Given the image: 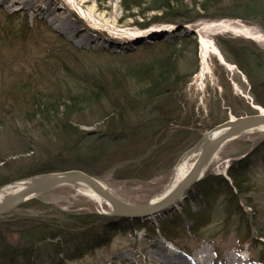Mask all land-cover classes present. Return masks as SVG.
<instances>
[{
    "label": "rangeland",
    "instance_id": "1",
    "mask_svg": "<svg viewBox=\"0 0 264 264\" xmlns=\"http://www.w3.org/2000/svg\"><path fill=\"white\" fill-rule=\"evenodd\" d=\"M76 1L83 11L90 13L94 23L107 25L113 29V32L110 33L97 26L95 29L90 28L87 22L79 18L68 0H43L42 3L44 7L47 3L54 4L56 14H60V17L64 19L62 24L66 23L67 28L69 25L77 28L76 32L68 37L50 24L49 20L52 18L50 10V15L43 13L36 17L31 13L22 15L16 7L8 6L0 10V105H6L7 111L10 110V105H28L26 101L31 94L36 97H60L59 103H63L65 101L62 99V94L64 95L65 91L78 93L77 89L80 86L78 82L91 77V79L96 78L92 83L99 84L96 87L90 84L89 92L92 91L91 89L96 91L105 89L106 95L102 98V102H98L99 105H85L79 116L70 117L68 122L71 126L86 133L99 130L102 134H106L108 128H102L108 119L106 116L113 117V123H116L120 115L124 113L128 119V121L125 119V122L135 127L141 123L143 116L142 107H139L136 99L139 88L129 81L130 74L124 75L121 71L131 67L134 69L132 73L140 72L147 64L167 58H170L169 65L172 64L176 73L186 77L185 85L179 82L174 89V94L178 98L174 105H183L184 109L185 105L194 108L198 114V126H203L205 115L210 114L211 111L214 115L217 113L223 115L226 87L223 89L221 83L224 84V75L227 76L226 82L232 87L234 93L249 101L247 94L249 87L243 77L239 76L236 68L225 63L222 49L216 45L215 39L224 40V37L240 39L244 40L248 47L252 45L264 51V31L255 24L235 18H211L210 12L201 11L202 0H185L188 8L194 9L195 16H199L195 23L153 25L141 30L136 23H147L153 14L143 19L136 16V11L125 13L121 0ZM213 1L214 3L209 5L224 6V0ZM209 5L206 4L207 7ZM221 11L224 13V8ZM68 16L73 19L68 20ZM130 33H134L136 38H126ZM200 36L212 44L222 60L215 50L210 48L206 56L207 75L201 84H197L194 78L199 71L198 38ZM62 51L65 52L64 55ZM59 52H61L60 55ZM161 62L163 61L156 63ZM107 68H112L114 74L108 73ZM91 79L88 82L92 81ZM119 79L123 81L119 84L120 86H117L115 84ZM181 85L184 86L180 89ZM172 87L174 86H170L168 91ZM26 90L27 98L24 96ZM117 92H122L121 94L126 95V98L123 99L125 96L120 97L116 94ZM111 102L118 104L111 105ZM129 107L134 109L130 112ZM254 107L251 105L253 110ZM259 110L264 111L260 107ZM1 113L2 111H0V182H11L0 185V189L13 183H25L29 180L12 179L30 165L29 160L25 159H34V155H38L37 152L46 147L47 141L41 130L38 133L27 123L4 119ZM235 118L238 117L228 115V119ZM220 122L215 127L224 124V120ZM210 130L200 131L198 141L179 156L170 170L168 169L170 157L166 164L163 158L165 152L163 143L157 148L158 163L151 165L149 140L135 139L124 149H128V156L138 151L130 162L146 155L144 160L148 163L144 166L143 163L132 164L133 167L143 168L141 172H132L131 169L125 168L124 165L128 163L116 164V156L113 154L118 150L110 147L109 152L106 151V157L99 159L100 163L96 164L97 179L92 178L99 181L115 199L130 206H141L152 203L153 200H161L176 165L193 147L198 145L205 132ZM261 140L263 139H260L258 133H252L223 145L210 160L203 177L211 174L224 178L225 171L231 162L242 158L245 153L253 152L254 147ZM18 143L20 146L17 145ZM16 146L22 147V150L17 149ZM168 153L169 151L166 152ZM195 159L189 163L192 165ZM250 161V173L256 184L252 195L254 209L245 211L249 213L247 228L255 233L257 227H259L258 230L264 231V185L261 184L264 174L261 168L262 162L258 156L251 157ZM119 167H124L125 173L119 171ZM133 170L138 169L133 168ZM9 190L5 189L2 192L6 193ZM3 193L0 191V194ZM31 200L34 201L32 205L34 204L36 208L22 211L20 215L39 216L38 220L41 222L44 221V216L53 219L55 216L61 217L62 214V219H66L67 217L63 215H68L69 218L64 221L58 218L57 220H60L58 224L71 221L70 226L75 227V224L79 225L78 221L82 217L93 214L96 217V224L70 235L75 237L73 243L64 244V240L62 242L59 240L57 243L54 241L53 247H49L47 251L45 250L48 245L37 246L34 251L35 256L32 254L28 261L21 259L19 264H158L150 257L152 252L162 244L161 241L176 248L186 264L196 262L198 264H264L262 259L264 240L256 245L250 241L243 247L238 246L237 230L244 234L246 227L237 229L238 222L235 217H232L229 222L221 223L220 226L217 225L218 220H216L219 216H216L215 220L212 218L213 222L205 226L204 236H201L198 230H192L191 224L183 222L184 231L178 230L183 234V238L175 240L178 245L165 240L157 230H154L157 227L155 224L164 221L167 217L180 215L187 199H183L181 205L178 204V207L168 215L136 219L116 217L113 210L101 199L98 203L71 186L48 190L29 201ZM191 209L196 210L194 206ZM116 219L125 221L117 225L119 228L111 233H106L99 227L98 222L107 226L109 221ZM130 220L136 222L132 223ZM53 221L56 220L53 219ZM133 224L140 227L144 225V228L132 229L130 226L133 227ZM151 228L154 236L148 234ZM216 233L219 234L217 241L213 239ZM165 259L166 264H185L178 263L176 258V260L169 257ZM242 259L244 261L240 263ZM0 264H5L4 260L0 259Z\"/></svg>",
    "mask_w": 264,
    "mask_h": 264
},
{
    "label": "trees",
    "instance_id": "2",
    "mask_svg": "<svg viewBox=\"0 0 264 264\" xmlns=\"http://www.w3.org/2000/svg\"><path fill=\"white\" fill-rule=\"evenodd\" d=\"M207 3L209 5L214 1L202 0L201 11L210 12L211 18H235L253 23L264 31V0H224L222 7L218 5L207 7ZM121 5L125 13L136 11V16L143 19L153 14L147 23H136V26L141 30L153 25L192 24L199 18L198 15L195 16L194 9L188 8L185 0H121ZM222 8H224V13L221 11ZM215 43L219 49H222L225 63L235 66L239 76L245 80L249 87L247 93L249 101L234 93L232 87L226 82L227 76L224 75L225 85L221 83L223 89L226 87L224 113L223 115L220 113L214 115L213 111L210 114L207 113L203 119V126L197 125L199 119L194 108L185 105L184 109L183 105H174L178 99L174 94V89L179 82L185 85L186 77L176 73L172 64L169 65L170 58L153 61L147 64L142 71L136 73H132L134 69L131 67L125 68V71L119 68L124 75L130 74L129 81L139 88V92L135 93L139 107H142L143 116L141 123L135 127H131L129 122H125L127 118L124 113L120 115L116 123H113V117L106 116L109 120L107 119L102 126V128H108L106 134H102L99 130L86 133L71 126L68 122L70 117L79 116L85 105H99L98 102H102V98L106 95L105 89L98 91L91 89L92 91L89 92L90 84L94 87L99 84L92 83L96 78L91 79V77L78 82V86L80 85L77 89L78 93L65 91L64 95L62 94V99L65 101L63 103H59L60 97H36L34 94H31L28 99L26 90L24 96L27 98L28 105H10L9 111H7L6 105H0L1 117L19 120L22 124L27 123L32 126L34 131L39 133L41 130L47 139L46 147L39 150L38 155H34V159H25L29 160L30 165L26 169H22L19 175L12 180L31 179L43 174L67 170H79L96 178V164L100 163L99 159L106 157V151L109 152L110 147L118 150L113 154L117 158H115L116 164L128 163L126 166L124 165L125 168L131 169L132 172H141L143 168L133 167V165L143 163L144 166L147 164L148 161L144 160L146 155L130 162L134 154H137L135 152L138 151H134L128 156V149H124L135 139L149 140L151 153L149 156L151 162L149 163H152L151 165L158 163L159 150L157 148L163 143L162 147L165 151L163 158L166 164L170 157L168 166L170 170L179 156L198 141L200 131L210 130L220 124L222 120L227 121L229 114L234 117L254 114L255 111L251 105L264 109V51L258 50L252 45L248 47L244 40L231 37H224V40L217 38ZM64 53L62 51V55ZM157 61L163 62L156 63ZM107 72L112 74V68H107ZM90 79L92 81L88 82ZM122 81L123 79H119L115 85L120 86ZM170 86L174 87L168 91ZM183 86L181 85L180 89ZM121 93L117 92L116 94L120 97L125 96L123 98L125 99L126 95ZM112 103L111 105L118 104L117 102ZM129 108L130 112L134 109L133 107ZM17 145L20 146V143ZM19 146L16 148L22 150V147ZM168 151L169 153L166 154ZM254 156L260 158L264 174L263 139L254 147L253 152L247 155L243 154L242 158L231 162L226 170L227 179L206 174L188 192V199L180 215L167 217L164 221L158 222L155 224L157 227L154 230H157L165 240L178 245L175 240L183 238V234L178 231L179 229L184 231L183 222L191 224L192 230H198V233L204 236L205 226L213 222L212 218L215 220L216 216H219L216 220H218L217 225L220 226L221 223L229 222L232 217H235L238 222L237 229L246 227L244 234L239 229L237 230L238 246L243 247L250 241L254 245L260 244V241L264 240V231L258 230L259 227L255 233L248 230L249 213L245 211L254 209L252 195L256 184L250 173V159ZM124 167H119L118 170L125 173ZM133 168L138 170H133ZM263 181L262 185H264ZM10 182H0V185ZM33 202L31 200L24 203L16 211L0 217V259L4 260L5 264H19L21 259L28 261L30 257L35 256L34 251L37 246L48 245L45 250L47 251L53 247L52 242L54 241L57 243L59 240L61 242L64 240V244L73 243L75 237L70 235L96 224V217L93 214L82 217L78 221L79 225L75 224V227L70 226L71 221L58 224L60 220L64 221L69 218L68 215H63V217H67L66 219H62V214L61 217L55 216L53 219L56 221L43 215L44 221L42 222L38 220L39 216L20 215L22 211L34 210L36 207L34 204L32 205ZM193 206L196 209L195 212L194 208L191 209ZM58 218L60 220H57ZM123 221L125 220H112L107 226L100 222L98 224L104 232L111 233L119 228L117 225H121ZM130 222L132 221L130 220ZM130 227L137 230L144 228V225L143 227L138 225ZM148 234L154 236L152 228ZM218 236L219 234L216 233L213 239L217 241ZM262 259L264 260V254Z\"/></svg>",
    "mask_w": 264,
    "mask_h": 264
},
{
    "label": "water",
    "instance_id": "3",
    "mask_svg": "<svg viewBox=\"0 0 264 264\" xmlns=\"http://www.w3.org/2000/svg\"><path fill=\"white\" fill-rule=\"evenodd\" d=\"M192 34H194V32H192ZM261 128H264L263 110H259L253 115L229 119L224 122V124L205 132L200 138L198 145L189 151L192 152L200 146L198 155L187 175L170 194L156 202H150L141 206L124 204L107 192L103 185L96 179L80 171L70 170L47 173L29 179L26 183H23L21 187L16 188L13 194L8 195L0 201V216L11 213L36 195L63 186L76 188L80 186L87 187L94 195L105 202L113 210L115 216L119 218L136 219L139 217L146 218L157 216L173 206L174 203L180 202V200L183 201V199L186 198L191 187L202 179L205 170L208 168L206 163L208 164V162H210L223 145L225 146L227 143L244 135L256 133L258 129ZM206 135L212 136L211 139L204 140ZM261 137L264 138V135ZM17 184L18 183L10 184L5 188H1L0 191L14 188ZM165 215H167V213H163L162 216Z\"/></svg>",
    "mask_w": 264,
    "mask_h": 264
},
{
    "label": "bare ground",
    "instance_id": "4",
    "mask_svg": "<svg viewBox=\"0 0 264 264\" xmlns=\"http://www.w3.org/2000/svg\"><path fill=\"white\" fill-rule=\"evenodd\" d=\"M68 1L71 4L72 9H74V11H76V14L79 15V18H82L81 20H83L84 22H87V24L90 28L95 29L97 26L98 28H102V29H104L110 33L113 32V29L108 27L107 25H100V24L94 23L91 19L90 13H86L85 11H83L81 5L76 0H68ZM42 3H43V0H0V10L2 8H7L8 6L10 8L16 7L20 14L26 15L28 13H31L32 15H35V17L41 16L43 13L49 14V10H50L52 12L51 13L52 18H50L49 22L55 29H57L61 33H63V35L65 37H68L70 34H73V32H76L77 28H75L74 25H69V27L67 28L66 23L62 24V22H64L63 21L64 19H62L60 17L61 16L60 14H56V9L54 8L55 7L54 4L49 5L47 3L45 5L46 7H44L42 5ZM68 18H69L68 20L73 19V18H70V16H68ZM65 28H67V29H65ZM120 34L123 35L125 33H120ZM126 38H136V36L134 33H130V34H127ZM198 43H199L198 44L199 45V71H198V74L194 78V82H196L197 84H201L204 77L207 75V70H208L207 69V63H206L207 52L210 48L213 51L215 50V52L217 50L214 49V47L212 46V44L210 42L206 41L201 36L198 38ZM217 55L221 60L220 55L218 53H217ZM256 133H258L260 135V137L263 136L264 135V128L258 129V132H256ZM211 137L212 136L206 135L204 137V140H209V139H211ZM199 149H200V146L196 150L189 152L182 159V161H180L176 165V167L174 169V173H173V175L169 181V184L164 191L165 192L164 196L170 194L176 188V186L184 179V177L187 175L189 169L192 166L189 162L193 161L197 157ZM208 164H209V162H208ZM208 164L206 163V166ZM23 183L24 182L18 183L16 185V187L10 188V190L6 193H3L1 191V193H3V194H0V201L3 200L4 198H6L8 195L13 194V192L16 190V188L21 187V185ZM77 190L84 192L86 196H89L94 201H96L98 203L100 202L99 201L100 199L96 195H94L87 187L80 186L77 188ZM187 197H188V194H187L185 199H188ZM156 201H158V200H153V202H156ZM181 202H182V200H180V202L174 203V205L171 206V208L166 209L165 211L161 212L159 215H157L155 217L156 218L161 217L163 215V213H165V214L167 213V215H168L170 212L174 211L178 207L177 205ZM179 205H181V204H179ZM169 209H171V210H169ZM151 219L153 220V218H151ZM151 219H149V220H151ZM161 243L162 244H160L157 247V249L152 252V255L150 257V259L152 261H155L158 264H166L165 258L169 257L170 259L176 258L178 263L182 262V263L186 264L185 259L183 257H181L180 253H178V250L176 248H174L172 245H168V243H166L164 241H161ZM243 261H244V259L240 260V263H242ZM194 264H198V263L196 262Z\"/></svg>",
    "mask_w": 264,
    "mask_h": 264
}]
</instances>
